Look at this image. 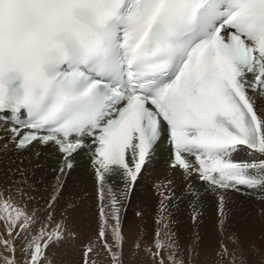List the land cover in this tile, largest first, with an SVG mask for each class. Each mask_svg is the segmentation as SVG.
<instances>
[{
  "label": "snow or ice",
  "instance_id": "snow-or-ice-1",
  "mask_svg": "<svg viewBox=\"0 0 264 264\" xmlns=\"http://www.w3.org/2000/svg\"><path fill=\"white\" fill-rule=\"evenodd\" d=\"M2 121L13 127L0 140V264H66L55 249L76 247L69 218L80 206L65 193L82 156L98 182L99 226L79 264H126L141 250L152 264H200L209 196L213 264H264L259 250L245 254L239 229L251 210L234 198H256L264 218V0H0ZM163 144L182 187L169 181L152 242L129 249L124 201ZM41 148L60 154L46 199L29 182Z\"/></svg>",
  "mask_w": 264,
  "mask_h": 264
},
{
  "label": "bare ground",
  "instance_id": "bare-ground-1",
  "mask_svg": "<svg viewBox=\"0 0 264 264\" xmlns=\"http://www.w3.org/2000/svg\"><path fill=\"white\" fill-rule=\"evenodd\" d=\"M0 136V140H7L11 136L3 124H0ZM41 152L39 163L42 167L35 170L34 177L30 176L29 182L31 183L33 179L36 181L34 187L37 191L33 192V195H36L38 198L43 196L46 199L51 192L50 185L55 182L57 173L54 169H57L59 166L60 154L54 150L45 148H41ZM168 154V150L163 145L157 149L151 165L146 167L137 179L130 199L124 201L125 207L122 210V216L124 219V233L129 249L137 239H141L142 248L145 244L152 242L156 229L155 218L157 209L160 201L164 198L162 193L168 194L173 187L169 184V181H175L178 186L182 187L181 182L177 180V177L181 175V170L173 169L170 166ZM19 155L20 159L25 161V166L30 167L29 157L31 153ZM12 158L16 159V156L13 155ZM31 159L33 163L36 161L35 157H31ZM196 183L197 185L200 184L199 181H196ZM113 187L117 189L123 188V181L117 180L113 184ZM97 189L98 182L95 179L90 161L87 157L82 156L80 157L79 165L68 177L67 191L65 193L66 196L70 193L77 205L80 206L79 210L69 218V226L77 233L76 247L68 255H64L62 249H55L57 260L66 261V264H79L83 243L94 238L99 226ZM177 194L183 195L178 189ZM234 198L237 201L243 200L246 207L251 210V215L246 222V226L239 229L241 244L245 254L259 250L260 256L264 257V218L256 214V198L240 196L239 194H234ZM207 201V206L201 209L204 212L203 224L198 228L201 229V241L208 243L206 246H203L205 249H200L202 253L200 264H213L216 259L215 250L217 249L213 247V242L217 241L219 243L220 240V234L216 227L215 198L209 196ZM44 203V199L39 200L41 207L44 206ZM63 206L64 202L62 201L59 208ZM59 208L56 213L57 218H59ZM190 214L191 209L188 207L187 199H185L181 204L179 219L182 221L180 229L181 237L182 239H187L186 242L191 240L190 233L193 228ZM2 230L3 225L0 224V231ZM204 232H206L205 235H203ZM225 242L229 243L230 247H235L230 241L226 240ZM97 259L99 264H108L103 256ZM125 259L126 264H152L151 257L142 250L134 259L129 258L128 255H126Z\"/></svg>",
  "mask_w": 264,
  "mask_h": 264
},
{
  "label": "rangeland",
  "instance_id": "rangeland-1",
  "mask_svg": "<svg viewBox=\"0 0 264 264\" xmlns=\"http://www.w3.org/2000/svg\"><path fill=\"white\" fill-rule=\"evenodd\" d=\"M192 229H193V228H192ZM191 231H192V230H191ZM198 231H199V234H200V237H201V229H198ZM204 231H206V230L204 229ZM206 232H207V231H206ZM206 232H204L203 235H205ZM190 235H191V233H190ZM181 240H182V243H183V244H185V245L188 244V242H186L187 239H182V237H181ZM201 240H202V237H201ZM201 242H202V241H201ZM204 244H205V245H204ZM206 244H208V243H207V242H204V243L202 242V245L200 244V246H201L200 249H201V248L205 249L203 246H206ZM213 247H214V248H218V247H219V243H218L217 241H216V242L214 241V242H213Z\"/></svg>",
  "mask_w": 264,
  "mask_h": 264
}]
</instances>
